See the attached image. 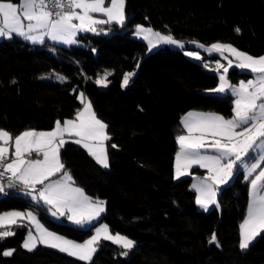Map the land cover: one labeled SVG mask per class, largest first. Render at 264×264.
<instances>
[{"label": "trees", "instance_id": "16d2710c", "mask_svg": "<svg viewBox=\"0 0 264 264\" xmlns=\"http://www.w3.org/2000/svg\"><path fill=\"white\" fill-rule=\"evenodd\" d=\"M125 13L123 26L97 25L99 34L80 33L77 43L70 45H32L15 35L2 38L0 128L14 135L29 128L51 130L56 120L71 118L81 108V92L108 125V168L74 140H67L60 150L75 185L107 202L95 227L105 223L112 233L136 242L123 256L120 246L101 239L92 264H264V234L247 250L239 248V225L249 196L244 170L219 189L218 207L208 211L199 210L190 188L191 174L202 171L194 168L178 180L173 173L182 114H233L231 94L208 91L218 85V74L184 50L200 52L188 46L196 40L207 46L230 43L252 56L264 55V0H126ZM138 24L171 34L187 46L163 45L148 52L146 42L133 35ZM54 71L67 79L46 80ZM104 72L111 73L105 89L95 83ZM126 72L135 75L121 87ZM227 75L231 83L251 77L236 68ZM113 143L118 147L111 148ZM6 190L0 193V212L32 210L48 230L77 242L94 232L95 227L81 230L66 217L60 222L52 219L47 206L37 205L18 187ZM20 223L23 226H11L14 236L0 241V253L16 250L12 256L0 254V264H84L45 246L24 249L28 226ZM213 232L219 246L208 243Z\"/></svg>", "mask_w": 264, "mask_h": 264}, {"label": "snow or ice", "instance_id": "6c2138e0", "mask_svg": "<svg viewBox=\"0 0 264 264\" xmlns=\"http://www.w3.org/2000/svg\"><path fill=\"white\" fill-rule=\"evenodd\" d=\"M126 0H0V38L12 39L19 36L32 43L43 44L47 37L51 41L64 44L77 43L80 32L99 34L97 25L116 23L121 26L127 19L125 13ZM106 19H100L97 15ZM27 22V23H25ZM236 32L240 29L237 27ZM134 35L148 40L149 50L160 44H171L183 47L182 42L171 34L165 35L151 27L138 24ZM192 43H196L193 41ZM203 48L204 45L200 44ZM208 51L229 53L227 67L216 62L212 69L222 74L211 93L230 92L235 96L231 118L216 113L189 112L182 117L186 134L178 135L176 143L179 150L175 153V179L189 175L193 165L207 169V175L197 178L194 184L196 204L207 211L209 206L217 203V190L221 185L228 184L233 176L245 170V179L249 180V200L246 216L239 225V248L247 250L257 237L264 234V55L252 56L241 51L230 43H213ZM185 55L199 60L196 52ZM139 65H137L138 67ZM236 67L253 74L252 79L241 80L238 84L230 83L229 69ZM208 67V65H205ZM105 73L96 79L101 87H108L111 81ZM135 72L123 75L121 87H127ZM61 81L66 77L58 76ZM83 104L74 119H58L55 127L43 131L26 129L13 134L0 128V193L6 188L23 186L26 195L39 205L42 201L52 217H66L79 229L91 230L95 227L101 214L106 210V201L85 194L75 182L61 160L60 150L67 142L65 135L78 137L73 142L81 145L97 164L108 168L109 155L107 141L112 137L108 134V125L97 117L92 103L81 92L78 97ZM118 145L111 144L115 149ZM211 151L213 154H206ZM33 153L40 158H31ZM62 173L59 179L50 178ZM46 181H50L45 183ZM37 185L43 187L37 190ZM38 195L34 194L37 193ZM34 224L37 234L27 232L22 247L29 252L38 245L57 249L70 257H75L84 264H92L101 239L119 245L123 251L120 255L128 256L136 242L120 233L113 234L107 224L95 227V234L83 242L66 238L56 232L49 231L39 223L33 211H8L0 214V241L15 235L11 226H23L21 221ZM209 244L219 246L217 235L212 233ZM15 249L3 251V256H12Z\"/></svg>", "mask_w": 264, "mask_h": 264}, {"label": "crops", "instance_id": "0c3cea01", "mask_svg": "<svg viewBox=\"0 0 264 264\" xmlns=\"http://www.w3.org/2000/svg\"><path fill=\"white\" fill-rule=\"evenodd\" d=\"M107 4L108 3H106V6H107ZM94 15H97L98 16V18H100V19H106V17H103L102 15H99V14H94ZM25 23H27V22H25ZM80 33H83V32H80ZM80 33H78L77 34V37H78V35L80 34ZM77 37H76V39H77ZM25 40V39H24ZM25 41H27V40H25ZM28 43H31L32 45H42L41 43H32V42H30V41H27ZM46 42H50V43H57V44H61V45H70V44H64V43H61V42H55V41H51L50 39H48L47 37L45 38V41H44V43H46ZM43 43V44H44ZM211 46V45H210ZM210 46H208V48L210 47ZM209 52V51H208ZM200 53H202V55H204V57H206V58H208V59H211L212 61H214V62H216V61H219V62H224L226 65L228 64L227 63V61H225L226 59L228 60V59H233V63L235 64V60H234V58L233 57H231L230 55H229V53H227V52H225V53H223L224 55H222V53H219V52H216V51H211L210 52V54H207L205 51H200ZM225 56V57H224ZM216 64V63H215ZM232 68H236V67H232ZM232 68H230V69H232ZM229 69V70H230ZM236 69H239V68H236ZM239 70H242V69H239ZM245 71H247V70H245ZM104 75H105V72L103 73ZM58 76H62V74L60 73V72H58V71H54V74H53V76H50V77H46L45 79L46 80H48V81H52V79H54V78H57L58 79ZM102 75L100 74V76L99 77H101ZM98 78V77H97ZM96 78V79H97ZM253 78V74H251V77H249L248 79H252ZM96 79H95V81H96ZM248 79H245V80H248ZM241 81V80H240ZM218 83H219V77H218ZM231 83V82H230ZM239 83V81L237 82V83H232V84H238ZM99 86V85H98ZM100 88H103V89H105V87H101V86H99ZM216 94H231L230 92H227V93H216ZM232 95V94H231ZM233 96V95H232ZM235 96H233V102H234V100H235ZM233 107H234V103H233ZM83 108V104H82V106H81V108L80 109H82ZM189 112H197V113H214V112H209V111H203V110H190V111H187V112H185L184 114H182V116L180 117V121H179V126H178V130H177V133H176V137L178 136V135H184V134H186V130L184 129V127H183V124H182V117H184L185 115H187ZM216 114H218V113H216ZM219 115H221V114H219ZM75 118V115L74 116H72L71 118H68V119H74ZM229 118H231V117H229ZM61 123H63V121H61ZM54 127H55V125H54ZM53 127V128H54ZM65 139H66V141L67 140H75V139H78V137H69L67 134L65 135ZM179 150V147H178V149H177V151ZM176 151V152H177ZM206 154H209V155H211V154H213L211 151H209L208 153H206ZM31 158H40V159H42V156H39V157H37L36 156V154L35 153H33V155H32V157ZM101 166V165H100ZM104 168V167H103ZM194 168H197V169H200L202 172L201 173H198V174H191V179H190V188L194 191V193H195V195H197V193H196V190H195V188L193 187V185L194 184H197V183H199V180L197 179V178H202V177H204V176H206L208 173H207V169H205V168H201V167H199L198 165H193L192 166V168L191 169H189V173H191V170L192 169H194ZM243 169V168H242ZM244 170V169H243ZM173 173H174V177H175V155H174V160H173ZM244 174H245V170H244ZM62 175V173H60L58 176H55V177H52V178H50L51 180H56V179H59L60 178V176ZM190 175V174H189ZM189 175H186V176H189ZM254 175L255 174H253V177H249V180H248V191H249V181H250V179L251 178H254ZM186 176H183V177H186ZM183 177H181V178H183ZM48 182H50V181H46L45 183H48ZM74 186H76V187H79V186H77V185H75L74 184ZM222 186H224V185H221L220 187H219V189L222 187ZM18 188H19V191L20 192H23V193H25L24 191H23V186L22 185H18L17 186ZM43 186L42 185H37V190H39L40 188H42ZM219 189L217 190V194H218V192H219ZM34 194H36V195H38V191H37V193H34ZM86 194V193H85ZM87 195V194H86ZM29 196V195H28ZM31 197V196H30ZM95 199V198H94ZM216 199H217V196H216ZM248 200H249V196H248ZM42 202V201H41ZM43 203V202H42ZM218 203V202H217ZM197 207L200 209V210H203V211H205L204 209H202V208H200L198 205H197ZM212 207H216V205H211V206H209V209L210 208H212ZM8 211H14V210H8ZM8 211H5V212H8ZM20 211H23V210H20ZM25 211V210H24ZM26 211H28V210H26ZM0 213H2V212H0ZM103 214V213H102ZM101 214V215H102ZM245 216H246V214H245ZM245 216L243 217V219L245 218ZM37 217V216H36ZM59 218H61V217H59ZM38 219V218H37ZM243 219L241 220V222H240V224L242 223V221H243ZM38 221H39V219H38ZM24 222H27V220H25ZM95 222H97V221H95ZM95 222H93V223H95ZM31 223V222H30ZM39 223L40 224H42L40 221H39ZM101 224H103V223H99V224H97L96 225V227H99ZM43 225V224H42ZM44 226V225H43ZM35 227V226H34ZM50 231V230H49ZM94 231H95V229H94Z\"/></svg>", "mask_w": 264, "mask_h": 264}, {"label": "rangeland", "instance_id": "374dc122", "mask_svg": "<svg viewBox=\"0 0 264 264\" xmlns=\"http://www.w3.org/2000/svg\"><path fill=\"white\" fill-rule=\"evenodd\" d=\"M133 35H134V33H133ZM166 35V34H165ZM134 37H137V38H139V39H141V40H143V41H145L146 42V44H147V46H148V40H145V39H143V37H138V36H136V35H134ZM2 38H0V40H1ZM176 40H178V39H176ZM178 41H180V42H182V44H183V47L182 48H184V46L186 45L185 44V42H183V41H181V40H178ZM193 41H195L196 43H192ZM201 43L200 42H197L196 40H191V41H189V43H188V46H190V48H198V50H201V51H205L207 54H210V51L208 52V46L207 45H204V47L203 48H201V47H199V45H200ZM163 45H168V46H171V47H174V48H181V47H179V46H177V45H171V44H160V45H158L157 47H155V48H153V49H151V50H149V47H148V52H152V51H154L155 49H157L158 47H160V46H163ZM187 46V45H186ZM184 52L186 53V52H196V51H194V50H192V49H185L184 50ZM196 53H198L199 54V56L201 57V59H199L198 61H200V62H204L205 63V65H208V67H207V69L209 70V71H211V72H215V71H213L212 69H214L215 68V66H216V62H214V61H212L211 59H207V58H205V59H203L204 58V55H202V53H200V52H196ZM222 55H224V54H222ZM190 58H193V59H195L194 57H191V56H189ZM225 57V56H224ZM195 60H197V59H195ZM225 61H227V63H228V60L226 59ZM221 64H224L226 67H227V65L224 63V62H220ZM222 72H223V69H221V71L220 72H216L217 74H218V77L220 76V74H222ZM102 76H104V74H102ZM101 76V77H102ZM99 78V77H98ZM234 177V176H233ZM211 209V208H210ZM210 209H208V210H210ZM29 210V209H28ZM200 210V209H199ZM207 210V211H208ZM18 211H20V210H18ZM24 211V210H23ZM26 211V210H25ZM32 211V210H31ZM203 211V210H202ZM49 212V211H48ZM2 213H4V212H2ZM2 213H0V214H2ZM49 214H50V216H51V213L49 212ZM51 218L53 219L54 218V220H58L59 222L60 221H62L63 220V217H61V218H56V217H52L51 216ZM103 224H105V223H103ZM26 225L28 226V231L29 230H31L32 232H33V234L34 235H36L37 234V232H36V228L34 227V224L33 223H30L29 221H27L26 222ZM27 231V232H28ZM95 234V231L93 232V234L92 235H94ZM113 234H115V233H113ZM91 235V236H92ZM90 236V237H91ZM27 237V233H26V235H25V238ZM89 237V238H90ZM89 238H87V239H89ZM86 239V240H87ZM23 244V243H22ZM115 245H117V244H115ZM39 246V245H38ZM41 246H43V245H41ZM119 246V245H118ZM46 247V246H45ZM50 249H52V248H50ZM53 251H55V252H59L57 249H52ZM244 251V250H243ZM61 253V252H60ZM63 254H66V253H63ZM67 255V254H66ZM75 258V257H74Z\"/></svg>", "mask_w": 264, "mask_h": 264}, {"label": "built area", "instance_id": "2783aa9c", "mask_svg": "<svg viewBox=\"0 0 264 264\" xmlns=\"http://www.w3.org/2000/svg\"><path fill=\"white\" fill-rule=\"evenodd\" d=\"M7 193V190H6V192L5 193H3V194H6Z\"/></svg>", "mask_w": 264, "mask_h": 264}]
</instances>
